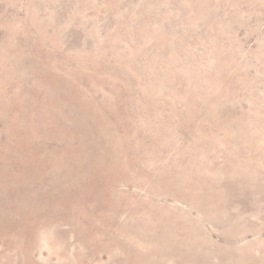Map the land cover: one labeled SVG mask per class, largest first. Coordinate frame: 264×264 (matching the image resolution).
Masks as SVG:
<instances>
[{"label": "rangeland", "instance_id": "1", "mask_svg": "<svg viewBox=\"0 0 264 264\" xmlns=\"http://www.w3.org/2000/svg\"><path fill=\"white\" fill-rule=\"evenodd\" d=\"M0 264H264V0H0Z\"/></svg>", "mask_w": 264, "mask_h": 264}]
</instances>
